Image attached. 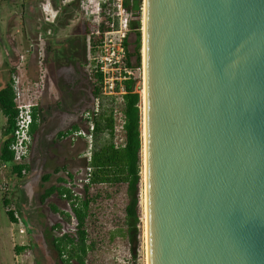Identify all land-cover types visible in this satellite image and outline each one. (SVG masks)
<instances>
[{
  "label": "water",
  "instance_id": "water-1",
  "mask_svg": "<svg viewBox=\"0 0 264 264\" xmlns=\"http://www.w3.org/2000/svg\"><path fill=\"white\" fill-rule=\"evenodd\" d=\"M144 72L148 264H264V0H146Z\"/></svg>",
  "mask_w": 264,
  "mask_h": 264
},
{
  "label": "trees",
  "instance_id": "trees-1",
  "mask_svg": "<svg viewBox=\"0 0 264 264\" xmlns=\"http://www.w3.org/2000/svg\"><path fill=\"white\" fill-rule=\"evenodd\" d=\"M82 0H74L68 5H63V0H51L58 15L54 23H46L49 30L52 31L47 42V66L48 72L56 84L60 93L57 101L47 105H38L33 109L34 122L31 127L33 135V146L31 149V161L33 162V147L37 138L41 140L46 138L45 130L52 127L48 135L49 141L53 145L64 142L67 138L73 140L74 134L82 129L88 130L90 124L94 126L91 157L88 161L86 176L83 181V193L76 195L69 183H72L75 177L67 172V167H57L52 173H47L43 178V184L54 183L53 177L62 172L67 173V178L59 175L56 183L50 185L41 195V204L45 205L49 199L59 196L62 200L68 201L71 207V213L64 212L66 222L70 223L71 218L76 220V235L82 242L95 241V233L92 224L95 219V210L102 206L100 202L109 199L115 191V198L118 192L125 190L127 194L124 206V214L128 220L130 233L132 227H137L140 220L139 194L142 191V162H143V141H142V96L138 87L142 84L141 80L135 77L127 78L123 74L122 82H117L115 91L111 93L106 84L105 74L96 68L97 60H87V40L95 29L90 25H85L83 37L76 39L75 36L63 43L55 40L57 29H64L70 26L74 17L80 10ZM35 5L41 3V0H32ZM25 10L24 21L37 23L39 12L32 10L31 2L23 3ZM126 8H130L128 0L125 1ZM30 7V8H29ZM138 12L136 25L130 24L131 31L137 35V47L134 52L129 48L128 36L124 39L126 48L125 63L129 70L137 71L142 67L141 54V9L134 10ZM105 17H110L109 6H105ZM102 24L101 28H103ZM48 31V29H46ZM79 38V37H77ZM101 38H104L103 36ZM103 40V39H101ZM96 50L99 45L96 44ZM91 51L95 55L97 51ZM133 58L136 65H134ZM123 92V93H122ZM120 96V97H119ZM14 91L12 82L8 87L0 89V110L6 118V131L0 147V160L8 165V170L19 180H25L22 167L12 165L13 152L11 146L13 135L16 128L17 111L14 103ZM119 99L123 103L124 124L123 130L125 139L122 144L117 139V106ZM98 103L99 111L95 112V106ZM92 114L91 119L86 115ZM56 133V137H53ZM88 147V145H87ZM86 152V151H85ZM34 164V162H33ZM32 164V165H33ZM29 171H32V166ZM35 165V164H34ZM4 205H10L9 201ZM56 212L59 209L52 207ZM16 212L7 211L11 223H15ZM22 215V212L20 213ZM23 217V216H21ZM24 219V218H23ZM58 227V226H57ZM129 233L124 231L121 225L117 231L110 233L108 241L114 242L120 237H125ZM92 239V240H91ZM68 238L63 236L57 239L60 255L65 252H72L68 248ZM18 254L25 251V247L15 248ZM65 264H69L65 261Z\"/></svg>",
  "mask_w": 264,
  "mask_h": 264
},
{
  "label": "rangeland",
  "instance_id": "rangeland-1",
  "mask_svg": "<svg viewBox=\"0 0 264 264\" xmlns=\"http://www.w3.org/2000/svg\"><path fill=\"white\" fill-rule=\"evenodd\" d=\"M29 0H0V74L1 76L8 71H14V75L19 74L22 77V81L25 82L26 78L37 81L40 75L47 77L46 85L44 89L39 91V94L33 98H36L38 104L47 105L55 102L59 99L60 93L56 88V84L49 74L47 66V42L48 37L52 34L49 30V25L46 23H54L58 12L51 3V0H41V3L35 5L32 0L31 9L37 12L41 8L42 14L39 12L37 23L24 21V15L26 8L23 3ZM74 0H63V5H68ZM126 0H124L125 2ZM130 8L128 10L143 9L144 0H128ZM46 8H43V7ZM111 7V6H110ZM30 8V7H29ZM82 1L80 3V10H82ZM103 9V8H102ZM92 11L99 10L92 6ZM92 12L82 10L80 14L73 18L69 27L64 29H57L55 40L58 43H63L73 36L76 39L83 37V31L85 25L90 24L95 32L90 34L87 40V60L91 61L101 57L100 47L106 44L110 49L112 47H119L120 37L123 32L110 31L108 28L111 26L107 20L101 21L98 25L97 22L89 19V14ZM100 13V12H98ZM142 13V11H141ZM141 14V22H142ZM97 16V15H96ZM107 17V16H106ZM136 12L134 19L124 28V34H127L129 42V50L134 52L137 47V35L131 31L130 24L136 25L137 19ZM100 18L105 19V14ZM98 19V18H96ZM104 24L103 28L100 26ZM48 29V31H46ZM99 32V35L96 34ZM141 54H142V67L136 72H143V32L141 29ZM104 38H101V37ZM79 37V38H77ZM103 39V40H101ZM96 44L99 48L96 50ZM123 47L126 52V48ZM32 51V53H31ZM90 51H97L95 55H91ZM93 52V54H94ZM31 55V56H30ZM29 57L30 60H29ZM136 58H133L134 65ZM33 61V62H32ZM29 62V63H28ZM15 63V64H14ZM125 63V59H124ZM19 64L20 67H19ZM19 67V68H18ZM13 76V75H12ZM11 77V76H10ZM142 84L138 87V91L143 97V78L140 79ZM115 82V79H114ZM36 87V86H35ZM36 92L35 90H33ZM123 93V92H122ZM120 97V96H119ZM32 98V97H31ZM32 98V99H33ZM142 107V106H141ZM123 103L119 99V105L117 106V139L118 143L122 144L125 139V133L122 127L124 123L123 118ZM143 113V111H142ZM6 119L2 113H0V133L5 128ZM52 127H47L45 130L46 138L41 140L37 138V142L33 147L34 157L33 162L37 163V166L31 161L32 171L26 176L25 180H19L17 178L9 180L7 171L2 168L0 164V252L3 258L2 264H24L22 257H18L14 250L13 234L16 231V226L11 223L7 211H11L13 206L4 205L9 197L12 200L16 208L22 210V214L25 216L29 223H35L38 217H41L42 221L56 222L58 216L53 211V206H57L64 212L71 213V207L69 203L62 200L58 195L52 197L47 203L40 207L39 198L43 192L41 185L38 182L42 176L47 173H52L57 167L66 166L67 172H70L74 177V181L68 184L76 195L83 193V181L87 172L88 157L84 155L87 150V141L82 138H74V141L67 138L64 142L58 145H53L49 141V133L52 131ZM143 131V129H142ZM53 133V131H52ZM53 137H56V133ZM32 156V155H31ZM144 157V156H143ZM61 175L67 178V173L62 172ZM143 162H142V191L139 194V207H140V220L137 227H132L131 233L128 227L129 223L124 214V206L127 199L125 190L118 192L115 198V191L112 193L111 198L104 199L100 204V209L95 210V219L92 224L94 235L96 236L93 242H82L76 235V220L71 218V222L64 227V236L68 240V248L72 252H65L64 260L69 264H147V239L144 227V185H143ZM53 182L56 183V176L53 178ZM24 183V188L21 184ZM54 183L45 184L44 188H48ZM5 184L10 186V192L8 189L2 188ZM4 203V204H3ZM22 216V215H20ZM24 218V217H23ZM57 219V220H56ZM61 220V219H60ZM121 225L124 226V231L129 233L127 236L120 237L116 241H108L110 233L117 231V228Z\"/></svg>",
  "mask_w": 264,
  "mask_h": 264
},
{
  "label": "built area",
  "instance_id": "built-area-1",
  "mask_svg": "<svg viewBox=\"0 0 264 264\" xmlns=\"http://www.w3.org/2000/svg\"><path fill=\"white\" fill-rule=\"evenodd\" d=\"M110 7V17L100 18L101 15L105 14V6ZM92 6L99 10L92 11ZM82 10L92 12L89 14V19L93 20V22H97L98 25L101 21L107 20L111 25L108 29L110 31H119L118 28L123 32L120 37L119 47H108L106 44L103 47H100L101 57L96 59V68L99 71L105 74L106 84L110 89L111 93L115 91V87L117 82H122L123 74L127 75V78L135 77L137 79V72L133 70H129L124 63V59L126 57V52L123 47V41L126 38L127 34H124V28L134 19V15L136 11L128 10L125 6L124 0H82ZM103 8V9H102ZM142 14L143 9L141 8ZM100 12V13H98ZM138 12H136V15ZM97 15V16H96ZM98 18V19H96ZM102 26V25H101ZM100 26V27H101ZM128 33V27H127ZM99 35V32L96 33ZM91 53V51H90ZM92 54V53H91ZM141 72V71H140ZM115 79V82H114ZM141 79V78H140ZM137 79V80H140ZM26 81H22V77L19 74H16L12 78V88L14 91V103L17 111L16 117V128L13 135V143L11 146V150L13 152V161L12 165L16 167L23 168V175H29V169L31 167V149L33 146V135L31 134V127L34 122L33 118V109L38 106V101L35 97L39 94V91L44 89V85H46L47 77L44 75H40L37 81L32 80L30 78H26ZM36 86V87H35ZM36 92L33 90H35ZM33 99H32V98ZM95 112L99 111L98 103L95 106ZM92 114L88 113L86 115L87 119H91ZM124 121V118H123ZM124 124V123H123ZM122 124V127H123ZM93 131L94 126L91 123L90 128L88 130L82 129L73 136L74 138H82L87 141V150L86 157L90 159L91 157V149H92V141H93ZM4 168L8 170V165L3 164ZM8 189V188H7ZM14 224L17 228L15 233L13 234V242L14 247H26L28 246V234L24 225V220L20 215H16V220ZM64 258V255H63Z\"/></svg>",
  "mask_w": 264,
  "mask_h": 264
},
{
  "label": "flooded vegetation",
  "instance_id": "flooded-vegetation-1",
  "mask_svg": "<svg viewBox=\"0 0 264 264\" xmlns=\"http://www.w3.org/2000/svg\"><path fill=\"white\" fill-rule=\"evenodd\" d=\"M30 58L31 57H29V60ZM20 65L21 64H19V67ZM14 74L13 70H10V72L8 71V75L4 73V75L1 76L0 74V89L9 86ZM2 168L6 170L3 164ZM64 201L68 203V201ZM39 204L43 206L40 201ZM58 209V212L53 210L56 213L55 215L58 216V221H50V223L47 220L42 221L43 219L41 217H38L35 223H29L22 214L28 234V246L25 247V251L20 253V257H22L25 262L24 264H65L63 255H60L59 252L57 239L64 236V227L68 223L66 222L64 211L60 208Z\"/></svg>",
  "mask_w": 264,
  "mask_h": 264
},
{
  "label": "bare ground",
  "instance_id": "bare-ground-1",
  "mask_svg": "<svg viewBox=\"0 0 264 264\" xmlns=\"http://www.w3.org/2000/svg\"><path fill=\"white\" fill-rule=\"evenodd\" d=\"M141 29L143 32V64L145 67V34H146V0H144V6H143V15H142V23H141ZM145 76V72L143 71V79ZM143 102H142V109L143 111L145 110V91H144V86H143ZM145 163H146V159L145 156L143 157V174H144V180H143V185H144V227H145V234H146V239H147V201H146V187H145V183H146V169H145ZM147 242V241H146ZM147 264H148V255H147Z\"/></svg>",
  "mask_w": 264,
  "mask_h": 264
},
{
  "label": "crops",
  "instance_id": "crops-1",
  "mask_svg": "<svg viewBox=\"0 0 264 264\" xmlns=\"http://www.w3.org/2000/svg\"><path fill=\"white\" fill-rule=\"evenodd\" d=\"M63 3H64V2H63ZM43 8H46V7L44 6ZM46 9H47V8H46ZM0 113H2L1 110H0ZM3 116H4V115H3ZM4 117H5V116H4ZM5 119H6V118H5ZM5 125H6V124H5ZM5 127H6V126H5ZM5 131H6V128L2 129V132L0 133V147L2 146L1 143H2L3 138H4ZM85 153H86V152H84V155H85ZM0 155H1V154H0ZM0 164L2 165V164H4V163L1 162V160H0ZM34 164H35V166H37V163H36V162H34ZM7 175H8L9 180L17 178V177H15V176L11 173L10 170L7 171ZM46 175H47V174H46ZM46 175H44V176H46ZM59 175H61V174H59ZM59 175H55L56 178H57ZM44 176H42L41 179L38 181V182L40 183V185H41V190H43V192L39 195V196H40V198H39V201H40V202H41V195L44 193V191H45L46 189H48V188L50 187V186H49L48 188H44V186H45V185L43 184V178H44ZM17 179H18V178H17ZM21 187L24 188V183L21 184ZM2 188H4V190H6V189L8 188V193L10 192V186H9L8 184H5ZM7 201H9L10 206H13V207H14V208L11 209V210H14V211L17 213V215H20V213L22 212V210L16 208L15 205L13 204L12 200L10 201L9 197H8ZM39 201H38V202H39ZM3 204H4V203H3ZM40 207H41V205H40ZM16 213H15V214H16ZM8 217H9V216H8ZM0 234H1V233H0ZM14 250H15V252L17 253L18 257H20V254H18V252L16 251L15 247H14ZM2 263H3V258H2V256H1V252H0V264H2Z\"/></svg>",
  "mask_w": 264,
  "mask_h": 264
}]
</instances>
